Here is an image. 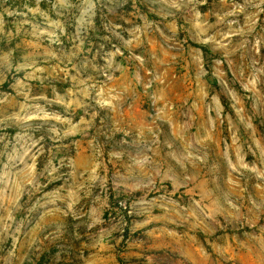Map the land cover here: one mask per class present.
Listing matches in <instances>:
<instances>
[{
	"label": "rangeland",
	"instance_id": "rangeland-1",
	"mask_svg": "<svg viewBox=\"0 0 264 264\" xmlns=\"http://www.w3.org/2000/svg\"><path fill=\"white\" fill-rule=\"evenodd\" d=\"M0 264H264V0H0Z\"/></svg>",
	"mask_w": 264,
	"mask_h": 264
},
{
	"label": "trees",
	"instance_id": "trees-1",
	"mask_svg": "<svg viewBox=\"0 0 264 264\" xmlns=\"http://www.w3.org/2000/svg\"><path fill=\"white\" fill-rule=\"evenodd\" d=\"M204 50H205L206 59H207L208 63H210L212 60V57H211L212 54L208 49H204Z\"/></svg>",
	"mask_w": 264,
	"mask_h": 264
}]
</instances>
